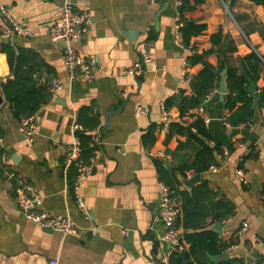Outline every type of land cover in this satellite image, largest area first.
<instances>
[{
	"label": "crops",
	"instance_id": "0c3cea01",
	"mask_svg": "<svg viewBox=\"0 0 264 264\" xmlns=\"http://www.w3.org/2000/svg\"><path fill=\"white\" fill-rule=\"evenodd\" d=\"M72 1L78 11L90 13L85 36L76 47L86 62L94 63L92 79L80 71L78 78L71 77L62 45L49 38L47 25L61 15L64 0H0L15 21L33 34L12 39L0 16V40L9 37L16 47L36 50L64 82L63 90L37 112L32 141L7 101L0 108L4 129L0 145L17 180L13 182V173L0 177V264H50L54 259L61 264H160L169 260L173 250L164 238L166 227L159 216L161 181L155 161L162 160L175 173L180 191H192L185 181L197 173L187 171L185 176L179 169L193 161L201 143L187 134L176 133L168 142L166 138L171 121L189 124L198 117L211 135L206 143L220 145L222 154L217 156L218 165L199 172L201 179L192 189L207 181L219 193L217 200L226 196L235 204V214L222 221L211 214L207 228L223 241L237 239L226 250L229 259L257 262L264 256V105L259 122L252 119L238 125L228 121L234 111L225 107L226 99L220 100L218 88L203 100V112L197 107L181 117L178 107L165 109L166 99L181 89L190 94L189 79L203 68L201 63L187 64L191 51L179 34L180 0ZM165 2L156 28L157 13ZM229 2L202 0L198 5L194 19L205 22L207 28L193 37L197 52L210 49L211 37L222 33L230 65L239 66L240 57L253 52L264 61V6L253 0H238L234 6ZM133 29L137 33L130 38ZM227 45L234 49L227 50ZM144 54L152 62L143 74H126ZM208 60L218 66L221 52L217 49ZM0 76H12L4 52H0ZM255 82L259 96L264 65ZM91 104L102 120L95 133L100 149L93 173L81 181L79 197L70 187L66 157L78 144L79 110ZM139 106L146 110L145 116L136 117ZM164 110L169 113L167 123L162 122ZM153 123L163 128L157 130L154 145L145 147L142 135ZM238 168L243 169L246 182L237 175ZM20 183L27 193L34 190L42 197L39 210L66 215L78 225V234L64 235L27 219L18 206ZM78 198L86 211L80 209ZM215 222L223 224L221 233L213 229Z\"/></svg>",
	"mask_w": 264,
	"mask_h": 264
},
{
	"label": "trees",
	"instance_id": "16d2710c",
	"mask_svg": "<svg viewBox=\"0 0 264 264\" xmlns=\"http://www.w3.org/2000/svg\"><path fill=\"white\" fill-rule=\"evenodd\" d=\"M253 1L264 6V0ZM201 2L202 0H180L179 21L182 26L179 28V34L182 44L186 48H190L191 51V54L187 56V64L201 63L203 68L196 76L189 79L190 94H187L185 89H181L166 99L164 107L166 110H170L176 106L180 110L181 117H184L192 109L199 107L203 100L218 88L220 75L216 73V70L221 72L227 68L226 82L229 91L225 95V107L234 111L228 121L233 125L250 122L253 119L254 108L252 95L247 92L250 86L249 78L254 81L260 78L264 61L253 52L240 57L239 66L230 65L227 51L224 49L226 42L222 41V33L214 34L211 37L213 46L210 49L198 53L193 37L202 34L207 28L205 22H197L194 19ZM227 46V50L234 49L232 46ZM217 49L222 54V60L218 66H214L209 62L208 57ZM0 52L7 55L12 70L11 77L3 79L0 76V90L10 105L14 118L21 122L23 118L37 114L52 99L49 82L55 77V70L45 62L36 50L31 48L16 47L1 39ZM44 73L47 76L43 79ZM259 98L264 105V88L259 92ZM238 103L241 105L237 107ZM77 121L83 127V129L76 130L80 155L77 161L67 163L68 179L73 192L79 174V164L89 165L91 158L96 156V152L100 149V146L95 142V133L102 124L101 117L95 112V105L93 104L79 110ZM160 128H163L161 123H153L147 128L142 135V142L145 147L154 145L157 140L156 132ZM167 130L166 142L174 134L179 133L187 134L201 143L202 147L194 156L193 161L179 169L185 176L187 171L204 172L211 166L219 164L217 156L222 154V148L218 144L211 146L206 143L211 139V135L202 117H198L189 124L171 121ZM3 136L4 129L0 126V138ZM6 154L5 149L0 145L1 178H5L14 172L11 165L3 163L2 158ZM155 163L161 183L175 190L174 196L181 201L177 226L183 229L182 240L189 244L187 249L182 252L187 264H242L243 260L239 258L213 262L207 255L208 253L218 255L237 242L236 238L223 241L219 239L214 230L207 228V218L211 214L214 220L222 221L235 214V204L226 196L217 200L219 193L215 192L207 181H202L196 185L191 192L180 191L178 188L180 180L175 176V173L169 172L162 160L157 159ZM242 166L243 163L241 162L240 167ZM15 176L14 174V183L17 181ZM263 262L264 256H260L257 263L262 264ZM160 264L166 263L161 261ZM167 264H184L180 252L172 251Z\"/></svg>",
	"mask_w": 264,
	"mask_h": 264
},
{
	"label": "built area",
	"instance_id": "2783aa9c",
	"mask_svg": "<svg viewBox=\"0 0 264 264\" xmlns=\"http://www.w3.org/2000/svg\"><path fill=\"white\" fill-rule=\"evenodd\" d=\"M0 16L2 17L6 31L13 39L19 37H33L28 28L23 27L20 23L15 21L7 7L0 3ZM90 13L88 11H78L72 0H64L61 15L51 21L47 25V32L51 41L62 45L63 58L66 68L68 69L71 77L79 76V71L89 79H92L95 74L93 70V62L88 63L84 60L83 54L79 52L76 45L79 44L85 36L87 25L89 23ZM182 23L178 22V28ZM152 62L150 55L144 54L143 57L135 64L134 67L126 70V74L131 76H140L144 72L146 64ZM50 91L53 96L59 94L64 88V82L60 77H53L50 82ZM200 112L204 111L202 106L198 107ZM146 110L139 106L135 110L136 117L145 116ZM169 120L168 111L164 110L162 122L167 123ZM76 128L83 129L81 125H76ZM36 129V114H32L21 120V130L32 141V135ZM99 136L95 137V142L99 143ZM80 155V147L75 143L72 150L66 157V162L69 164L77 161ZM97 155V154H96ZM97 156L93 157L89 165L79 164V174L74 184V192L79 196L80 184L84 176L93 173V164ZM3 163L10 165L9 159L4 155ZM216 170V168H214ZM237 175L243 181L244 171L242 168L237 169ZM27 187L20 183L17 187L18 193V206L20 212L29 220L37 223L44 229H51L60 232L64 235L78 234V225L69 217L62 214H52L47 210H39L42 205V197L34 190L29 193L26 192ZM175 195V190L171 189L168 185L161 183V197H160V219L166 227L165 240L169 243L173 251L182 253L187 249V244L182 240V232L177 226V219L180 215L181 204ZM80 197V196H79ZM264 203V194H263ZM80 209L86 211V206L83 201L78 198ZM168 263V259L164 261ZM50 264H61L58 260L50 261ZM243 264H258L256 261L244 262ZM264 264V262L262 263Z\"/></svg>",
	"mask_w": 264,
	"mask_h": 264
},
{
	"label": "water",
	"instance_id": "95a60500",
	"mask_svg": "<svg viewBox=\"0 0 264 264\" xmlns=\"http://www.w3.org/2000/svg\"><path fill=\"white\" fill-rule=\"evenodd\" d=\"M238 0H230V6H234L235 3ZM167 5V2L163 3V6L161 7V9L159 10V12L157 13V22H156V28L159 27V15L160 13L165 9L164 7ZM137 30L133 29V30H129V36H131L130 38H133L134 36H136ZM139 34V33H138ZM5 42L9 43L11 41V39L9 37H4L3 39ZM216 73L220 75V81H219V85H218V92L220 94V100L223 101L225 99V95L228 93L229 89L227 86V82H226V76L228 73V69L225 68L223 71H219L216 70ZM250 82V87L247 89V92L252 95L253 98V108H254V116H253V122H259L261 119L260 116V108H261V102H260V98L257 94V86H256V82L252 79H249ZM57 100H61V97H58ZM6 103V99L4 97V95L2 94L1 90H0V108ZM108 118V117H107ZM108 122V121H107ZM13 161L16 162L17 161V155H15L13 157ZM165 164L167 165V167H169V163L166 161ZM201 179V173H197L195 174L193 177H191L190 179H187L185 181V184L190 188V191L192 190V187L194 186V184H196L198 181H200ZM213 229H215L218 232H222L223 229V224L221 222H215ZM51 230V229H50ZM208 257L213 261V262H219L222 260H228L230 258V254L228 251H224L218 255H212V254H207ZM181 258L183 259V263L187 264L184 254L180 253Z\"/></svg>",
	"mask_w": 264,
	"mask_h": 264
}]
</instances>
